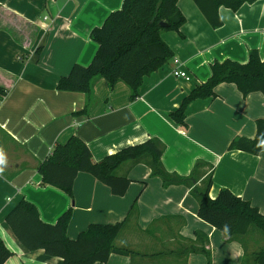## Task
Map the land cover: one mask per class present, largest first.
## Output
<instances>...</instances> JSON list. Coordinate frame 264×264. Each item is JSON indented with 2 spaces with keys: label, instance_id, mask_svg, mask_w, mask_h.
<instances>
[{
  "label": "crops",
  "instance_id": "1",
  "mask_svg": "<svg viewBox=\"0 0 264 264\" xmlns=\"http://www.w3.org/2000/svg\"><path fill=\"white\" fill-rule=\"evenodd\" d=\"M122 3L0 0V85L9 89L0 101V238L12 251L4 264H63L43 249L27 250L7 225L6 215L22 198L50 224L70 209V238L90 223L123 221L115 244L135 253L111 254L105 264H207V252L213 264H253L264 246L258 226L251 225L241 240H229L197 215L198 201L188 186H164L151 176L147 162L125 161L117 168V175L131 179L124 195L113 194L87 172L77 174L72 194L42 183L38 166L73 134L89 146L94 161L157 138L169 172L186 176L201 162L198 184L211 175L212 198L229 188L264 215V148L257 155L228 149L235 136H255V120L264 118V95L255 91L244 97L235 84L225 82L216 87V97L188 105V128L169 116L210 77L214 61L245 63L251 49L264 60V0L245 2L236 11L220 7L218 28L193 0H178L185 16L180 33L161 34L174 57L144 77L135 99L126 83L111 86L101 76L93 78L89 96L57 89L73 64L91 62L98 47L92 28ZM176 69L187 71L190 79L175 76Z\"/></svg>",
  "mask_w": 264,
  "mask_h": 264
},
{
  "label": "trees",
  "instance_id": "2",
  "mask_svg": "<svg viewBox=\"0 0 264 264\" xmlns=\"http://www.w3.org/2000/svg\"><path fill=\"white\" fill-rule=\"evenodd\" d=\"M211 27L222 25L220 7L238 10L245 2L254 0H193ZM164 22L166 25L162 26ZM185 22L178 0H123L119 9L111 11L100 26L92 28L90 36L97 43V50L88 65L75 63L68 74L57 82V89L91 92L93 78L101 76L112 86L123 81L130 88L131 99L137 98L143 79L174 57L171 47L163 40L164 31H177ZM211 75L194 86L184 96L179 107L169 112L170 118L183 128H188L186 110L195 99L216 97V87L221 83H233L244 97L259 91L264 95V60L256 49L249 50L247 62L231 59L214 61ZM9 89L0 85V101ZM254 137L235 136L229 150H242L257 155L264 148V118L255 120ZM163 145L157 138L128 145L94 161L89 146L73 134L64 143H57L38 170L44 185H52L72 194L74 180L79 172L93 175L107 185L115 195H124L131 179L117 175V168L125 161L147 162L151 176L159 177L164 186L183 184L190 188L198 201L197 215L221 230L229 240H241L251 225L258 226L264 234V215L252 203L221 188L216 197L210 196L211 175L198 184L197 162L189 175L169 172L162 163ZM134 207V205H133ZM71 217L70 209L62 213L53 224L41 220L37 207L22 198L6 215V223L15 237L27 250L43 249L49 256L60 257L63 264H105L111 254L129 256L133 250L117 246L123 221L115 223H90L75 238L67 236ZM203 252L206 253L205 250ZM12 255V251L0 238V264ZM208 262L213 264L210 254ZM244 264V262L242 263ZM253 264H264V246L255 252Z\"/></svg>",
  "mask_w": 264,
  "mask_h": 264
},
{
  "label": "built area",
  "instance_id": "3",
  "mask_svg": "<svg viewBox=\"0 0 264 264\" xmlns=\"http://www.w3.org/2000/svg\"><path fill=\"white\" fill-rule=\"evenodd\" d=\"M173 73L175 76H177L179 78H183V79H187V80L190 79V75L185 70L176 69L173 71Z\"/></svg>",
  "mask_w": 264,
  "mask_h": 264
},
{
  "label": "rangeland",
  "instance_id": "4",
  "mask_svg": "<svg viewBox=\"0 0 264 264\" xmlns=\"http://www.w3.org/2000/svg\"><path fill=\"white\" fill-rule=\"evenodd\" d=\"M134 212H135V211H134ZM256 232H257V233H258V235H260L261 237L263 236L260 230H259V231H258V230H256Z\"/></svg>",
  "mask_w": 264,
  "mask_h": 264
},
{
  "label": "water",
  "instance_id": "5",
  "mask_svg": "<svg viewBox=\"0 0 264 264\" xmlns=\"http://www.w3.org/2000/svg\"><path fill=\"white\" fill-rule=\"evenodd\" d=\"M162 26H165L166 24L164 22L161 23Z\"/></svg>",
  "mask_w": 264,
  "mask_h": 264
}]
</instances>
